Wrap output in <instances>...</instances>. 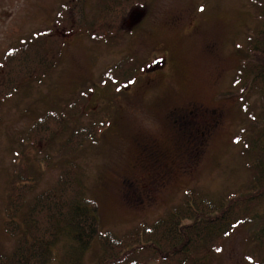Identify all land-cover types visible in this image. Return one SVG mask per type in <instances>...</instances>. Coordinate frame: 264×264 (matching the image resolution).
<instances>
[{
    "label": "rangeland",
    "instance_id": "1",
    "mask_svg": "<svg viewBox=\"0 0 264 264\" xmlns=\"http://www.w3.org/2000/svg\"><path fill=\"white\" fill-rule=\"evenodd\" d=\"M63 1L0 0V59L22 39L53 26ZM145 1L146 9L138 19L140 11L133 12L129 26L137 21L117 39L95 42L84 34L67 35L54 69L1 105L0 252L14 245L3 230L9 181L17 175L30 179L29 200L55 185L67 160L80 167L84 196L97 207L99 231L115 235L165 217L189 191L217 199L249 179L243 137L256 123L261 99L256 94L245 98L234 79L248 39L260 25L254 0ZM125 58L133 59V79L126 85L102 81ZM75 103L82 105L79 111L70 110ZM190 105L208 110L207 117L197 112L188 121L177 117L174 122L170 111ZM47 110L71 114L70 128L100 124L96 143L85 141L73 152H61L66 132L46 152L50 163L45 164V155L26 142L25 133ZM148 147L162 150V160L174 164L154 188L145 178L153 158ZM165 163L158 165L160 172ZM246 228L231 234L208 264L264 259V253L254 252ZM69 245V239H61L49 264H64ZM98 253L94 242L83 263L93 264Z\"/></svg>",
    "mask_w": 264,
    "mask_h": 264
},
{
    "label": "trees",
    "instance_id": "2",
    "mask_svg": "<svg viewBox=\"0 0 264 264\" xmlns=\"http://www.w3.org/2000/svg\"><path fill=\"white\" fill-rule=\"evenodd\" d=\"M254 5L259 10L260 25L248 39L234 79L245 98L256 94L261 99L256 123L242 138L249 179L217 199L189 191L165 217L115 235L99 231L97 207L84 196L76 162L67 160L55 185L29 200L26 197L34 185L17 175L8 183L3 223L14 245L7 253L0 252V264H49L54 246L65 238L71 245L64 264H84L86 251L94 242L100 253L93 264H208L222 251L226 239L244 226L248 227L254 252L264 253V0H254ZM146 7L145 0H64L53 26L22 39L2 55L0 108L26 83L39 82L54 69L67 35L80 33L95 42L117 39L129 31L133 12H143ZM134 72L133 59L125 58L110 67L102 81H124L126 85ZM80 107V103L69 105L72 111ZM72 122L71 114L47 110L27 128L25 140L45 155V164L50 163L46 152L66 132L61 152H73L85 141L96 143L100 124L70 128ZM257 264H264V259Z\"/></svg>",
    "mask_w": 264,
    "mask_h": 264
},
{
    "label": "flooded vegetation",
    "instance_id": "3",
    "mask_svg": "<svg viewBox=\"0 0 264 264\" xmlns=\"http://www.w3.org/2000/svg\"><path fill=\"white\" fill-rule=\"evenodd\" d=\"M159 64H161V62L156 63V65H159ZM197 112L205 113L204 117H207V114L209 111L205 110V109L204 110L199 109L198 107H193L192 105H190L189 109L170 111V113L174 115L173 116L174 122L178 120V119H176L177 117H179L181 119H185L186 121H188V120L192 119L193 117L198 116ZM146 150L152 151L153 158H150L152 160H150L151 164L149 165L150 167H148L151 172L150 173L147 172L145 175V178L147 180V187L148 188H150V187L154 188L155 186L159 185L165 179V177H166L165 175L170 173V170L174 164H172V163L168 164L167 160H165V159L162 160V158H163V154H162L163 151L162 150L155 149L154 147H148ZM144 151L145 150H143V153L145 154ZM172 155H174V154H172ZM175 157H176V155H175ZM160 162H162V163L166 162L165 165L167 166V168L163 172H160L161 168H159V166H158L160 164ZM165 165H163V166H165ZM142 188H143V186H142Z\"/></svg>",
    "mask_w": 264,
    "mask_h": 264
},
{
    "label": "water",
    "instance_id": "4",
    "mask_svg": "<svg viewBox=\"0 0 264 264\" xmlns=\"http://www.w3.org/2000/svg\"><path fill=\"white\" fill-rule=\"evenodd\" d=\"M141 13H142V11H141L139 14H137L135 17H137V19H138V18L140 17V14H141ZM137 19L134 20V21H137ZM134 21H133V22H134ZM133 22H132L131 24H133ZM131 24H130V26H131ZM130 26H129V27H130Z\"/></svg>",
    "mask_w": 264,
    "mask_h": 264
}]
</instances>
